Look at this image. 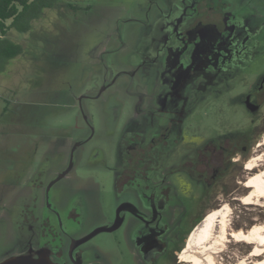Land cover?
I'll return each instance as SVG.
<instances>
[{
    "label": "flooded vegetation",
    "instance_id": "af4514ba",
    "mask_svg": "<svg viewBox=\"0 0 264 264\" xmlns=\"http://www.w3.org/2000/svg\"><path fill=\"white\" fill-rule=\"evenodd\" d=\"M143 11L136 23L146 34L125 73L131 81L145 74L143 94H129L139 96V103L124 131L121 157L117 164H104L112 173L113 195L100 188L92 196L91 187L100 184L86 188L77 176L79 148L88 138L73 141L67 155L62 151L60 158H46L30 175L23 174L22 192L12 205L14 237L0 253V263L47 256L53 264H182L201 223L196 225L214 205V194L227 192L228 177L245 168L254 147L260 149L264 0H148ZM235 80L247 88L239 90L234 104L250 114V128L191 139L195 136L187 126L202 116L212 122L210 112ZM115 82L77 101L81 106L83 99L95 100ZM180 179L191 184L186 197L180 195ZM196 190L205 198L199 214L187 200ZM106 197L110 215L101 203ZM92 203L99 204L95 222ZM101 237L121 249L112 253L114 258L100 251Z\"/></svg>",
    "mask_w": 264,
    "mask_h": 264
},
{
    "label": "rangeland",
    "instance_id": "374dc122",
    "mask_svg": "<svg viewBox=\"0 0 264 264\" xmlns=\"http://www.w3.org/2000/svg\"><path fill=\"white\" fill-rule=\"evenodd\" d=\"M147 1L55 0L54 5L38 10L33 18L26 15L19 23L21 29L8 30L6 38L19 44L22 52L6 64H0V253L14 237L12 205L22 192L23 174L30 175L37 169L35 165L46 158L50 161L60 158L62 151L67 155L73 141L88 138L79 148L77 176L85 180L86 188L92 183L100 184L96 190L91 187L92 196H96L100 188L103 194L113 195L112 173L104 164H117L121 157L124 131L131 125V117L139 103V96L129 97V94H143L145 74L131 81L125 73L131 61L136 60L134 52L146 34L136 20L144 18ZM130 19L135 21L129 22ZM24 26L27 29L23 30ZM114 80L116 82L99 98L83 99L80 106L77 100L81 96H97ZM235 81L230 82L231 89L218 100L220 107L216 105L213 113L210 112L214 117L212 122L202 116L187 126L186 131L195 136L191 139L250 128L247 123L250 114L240 104H234L239 90L245 92L247 88H241L242 82ZM206 107L204 105L201 109ZM119 108L122 114L116 111ZM116 114L118 117L114 118ZM84 116L90 124L86 123ZM263 138L264 131L257 144H262ZM261 144L260 149L253 148L254 152L245 162L246 165L256 159L259 168L252 171L239 169L234 176H229V190L214 194L213 207L196 225L202 224L222 205H228L229 240H225L216 254V264L248 262L254 237L239 241L233 236L248 233L255 225H264V199L252 204L243 201L250 191L243 185L246 179L264 169V145ZM177 184L180 195L186 197L190 182L185 184V180L180 179ZM202 195L201 190H196L188 197L192 211H197L205 199ZM98 203H92L90 207L93 222L99 217ZM101 203L103 210L110 215L111 201L106 197ZM106 240L105 237L99 239L100 251L103 249L111 254L109 258H114L112 253L121 249L114 250ZM259 258L263 259L264 253Z\"/></svg>",
    "mask_w": 264,
    "mask_h": 264
},
{
    "label": "bare ground",
    "instance_id": "6f19581e",
    "mask_svg": "<svg viewBox=\"0 0 264 264\" xmlns=\"http://www.w3.org/2000/svg\"><path fill=\"white\" fill-rule=\"evenodd\" d=\"M263 145L264 138L261 146ZM257 163L256 159L250 160L246 163L245 169L250 171L257 170L259 168ZM243 185L250 189L249 193L243 198L244 204L261 202L264 199V169L248 177ZM229 227V207L224 204L218 210L210 213L197 229L198 231L193 236L191 246L186 250V261L190 262V264H216V254L228 238ZM251 236L254 237V248L248 258L249 261L242 260L240 264H264V258H259L264 253V225H255L250 232L238 233L233 238L245 241L252 239Z\"/></svg>",
    "mask_w": 264,
    "mask_h": 264
},
{
    "label": "trees",
    "instance_id": "16d2710c",
    "mask_svg": "<svg viewBox=\"0 0 264 264\" xmlns=\"http://www.w3.org/2000/svg\"><path fill=\"white\" fill-rule=\"evenodd\" d=\"M54 3L55 0H0V64H6L22 52L19 44L6 38L8 30L21 29L19 23L26 15L33 18L38 10L49 8ZM23 28L27 29L26 26Z\"/></svg>",
    "mask_w": 264,
    "mask_h": 264
},
{
    "label": "water",
    "instance_id": "95a60500",
    "mask_svg": "<svg viewBox=\"0 0 264 264\" xmlns=\"http://www.w3.org/2000/svg\"><path fill=\"white\" fill-rule=\"evenodd\" d=\"M117 228V226H113L112 228L110 229H105L104 227L103 228H99L97 230H95L90 237L100 233V232H103V231H107V230H115ZM0 264H53L49 258L47 256H39V258L37 259H34V258H31V257H12V258H9L3 262H1Z\"/></svg>",
    "mask_w": 264,
    "mask_h": 264
}]
</instances>
